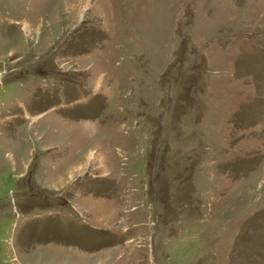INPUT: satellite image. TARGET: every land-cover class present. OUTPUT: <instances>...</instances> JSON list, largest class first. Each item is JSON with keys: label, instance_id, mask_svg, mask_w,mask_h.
I'll list each match as a JSON object with an SVG mask.
<instances>
[{"label": "rangeland", "instance_id": "374dc122", "mask_svg": "<svg viewBox=\"0 0 264 264\" xmlns=\"http://www.w3.org/2000/svg\"><path fill=\"white\" fill-rule=\"evenodd\" d=\"M0 264H264V0H0Z\"/></svg>", "mask_w": 264, "mask_h": 264}]
</instances>
